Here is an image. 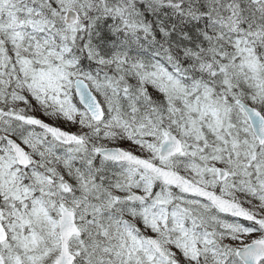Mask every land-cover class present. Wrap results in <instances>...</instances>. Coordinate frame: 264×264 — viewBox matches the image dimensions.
Returning a JSON list of instances; mask_svg holds the SVG:
<instances>
[{
  "label": "snow or ice",
  "instance_id": "obj_1",
  "mask_svg": "<svg viewBox=\"0 0 264 264\" xmlns=\"http://www.w3.org/2000/svg\"><path fill=\"white\" fill-rule=\"evenodd\" d=\"M0 264H264V0H0Z\"/></svg>",
  "mask_w": 264,
  "mask_h": 264
}]
</instances>
